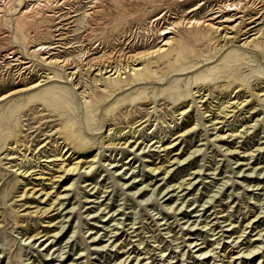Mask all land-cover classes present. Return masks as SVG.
<instances>
[{
    "label": "rangeland",
    "instance_id": "374dc122",
    "mask_svg": "<svg viewBox=\"0 0 264 264\" xmlns=\"http://www.w3.org/2000/svg\"><path fill=\"white\" fill-rule=\"evenodd\" d=\"M165 1L0 0V97L47 83L0 103V264H264V44L181 27L175 68L95 83L182 20L264 29V0Z\"/></svg>",
    "mask_w": 264,
    "mask_h": 264
},
{
    "label": "bare ground",
    "instance_id": "6f19581e",
    "mask_svg": "<svg viewBox=\"0 0 264 264\" xmlns=\"http://www.w3.org/2000/svg\"><path fill=\"white\" fill-rule=\"evenodd\" d=\"M167 1L172 3L176 0H166L165 2H167ZM227 5L230 7H233V4H230L229 2H227ZM235 8H237L239 10L238 6H236ZM194 11H192V12H194ZM248 17H250V16L245 14V15H242L240 17H237L239 19V21H236L237 19L231 20V21H226V20L224 21L223 20L224 22L230 23L226 27H222V24L219 26H216V24H213L211 22L208 23L209 21L203 22V21H200L197 19L182 20L179 23H176L173 27H171V28L169 27V29H165V31L162 32V34H163L162 36H165V37L164 38L162 37L163 40L161 38V40H162L161 45L157 49L148 50V51H141V52H138L135 54H131L128 58H126V60L124 59L126 61V63L121 64L119 67H110L109 66L106 68L98 69V74L96 75L98 77V80L95 81V83L98 85V84H104V83L106 84L107 82H109L111 85L114 86V88L117 89L120 86H123V85L129 83L130 82L129 77L134 78L136 80V82H140L143 80H150L153 77L152 68H153V66L158 64V61H161L162 64L167 63L168 65H170V67L175 68L177 64H176V62H174V59H173L174 53H173L172 48L174 46V37L172 36V34H173L174 30L176 31V29H179L181 27L182 28L185 27V28H189V29H196V30H202L203 28L207 29L209 31L210 36L215 35L223 47H226L228 45H235L238 43L240 47L245 48V49L246 48L259 49L261 47V45L264 44V29H261V28L256 29L257 26L255 24L259 20L258 17H256V18H253V17L248 18ZM211 20H213V19H211ZM153 25H154V23H153ZM151 26H152V24H151ZM182 64H183V62H182ZM109 68H111V70H108ZM219 76L222 77L220 75L219 66L212 67L209 70H207L206 72H202L199 75H197L196 78H194L195 79L194 83L198 89V92H196V93H200V89H199L200 85L201 86L206 85L208 87H211V86L219 84L217 82L219 80H221L222 78H224V77L220 78ZM225 79L227 80L228 83H233V82L238 83L239 87L241 89L244 88L246 85L244 80L239 78L237 70H234L232 73L227 75L225 77ZM46 84H47L46 80H41L35 84L30 83V85H26L22 89L16 90L14 92H11L9 94H6V95L0 97V103L4 100L6 101L12 95L24 94V93H30V92H38ZM48 91H49L48 89H45V92L43 94L36 93L35 95H33L29 98V102L30 103H44V104L48 105L49 103H53V102L57 103V101H60V102L64 101V97L61 95H57L55 97V100L51 99ZM189 97H190L189 94L181 95L180 98L178 99V101L181 100L183 102H186V100ZM148 99H149V97L145 93L141 92V93H138V95L133 98L132 102L135 103V102L140 101V102L145 103V102H147ZM189 101H190V99H189ZM181 115H185V112H183ZM142 125L143 124H141L139 127H141ZM120 128L117 129L116 136L118 134H120V135L122 134L123 130H121ZM72 137H73V134L66 136L65 141H67V143H69ZM160 143L161 142H159V144ZM16 144H18V141H16ZM23 146L24 145L21 144L18 148L21 149ZM65 147H67V146L62 147L61 145L60 146L56 145L54 147V152L57 153V155H58L59 152H63L64 150L67 149V148L65 149ZM78 168H79V164H75L70 169L65 170V172L66 173H74V172L78 171ZM47 212L48 211H45L44 213H47Z\"/></svg>",
    "mask_w": 264,
    "mask_h": 264
}]
</instances>
